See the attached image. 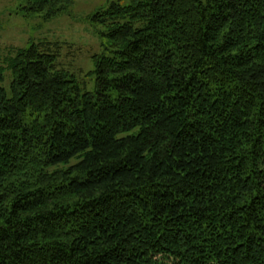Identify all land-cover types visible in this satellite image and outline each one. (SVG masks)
<instances>
[{
  "label": "trees",
  "instance_id": "obj_1",
  "mask_svg": "<svg viewBox=\"0 0 264 264\" xmlns=\"http://www.w3.org/2000/svg\"><path fill=\"white\" fill-rule=\"evenodd\" d=\"M129 2L89 17L94 93L60 43L10 59L0 264H264V0Z\"/></svg>",
  "mask_w": 264,
  "mask_h": 264
},
{
  "label": "rangeland",
  "instance_id": "obj_2",
  "mask_svg": "<svg viewBox=\"0 0 264 264\" xmlns=\"http://www.w3.org/2000/svg\"><path fill=\"white\" fill-rule=\"evenodd\" d=\"M112 3L122 7L129 0H73L66 12L55 19L44 21L39 16H24L21 7L26 0H0V87L10 97L12 74L10 59L17 49H26L30 43L52 42L63 45L56 62L57 69L71 74L78 85L87 92H95V64L93 56H111L108 39L103 36L106 26H96L89 17L107 10ZM136 28L140 23L133 24Z\"/></svg>",
  "mask_w": 264,
  "mask_h": 264
}]
</instances>
